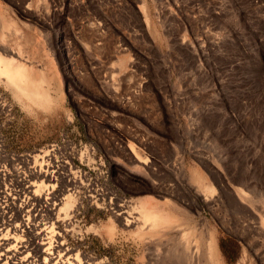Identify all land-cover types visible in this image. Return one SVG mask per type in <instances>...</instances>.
I'll return each instance as SVG.
<instances>
[{
    "label": "rangeland",
    "instance_id": "374dc122",
    "mask_svg": "<svg viewBox=\"0 0 264 264\" xmlns=\"http://www.w3.org/2000/svg\"><path fill=\"white\" fill-rule=\"evenodd\" d=\"M0 29L52 102L0 81V188L45 147L72 167L62 248L34 264H207L179 224L127 227L141 206L197 222L216 264H264V0H0Z\"/></svg>",
    "mask_w": 264,
    "mask_h": 264
},
{
    "label": "bare ground",
    "instance_id": "6f19581e",
    "mask_svg": "<svg viewBox=\"0 0 264 264\" xmlns=\"http://www.w3.org/2000/svg\"><path fill=\"white\" fill-rule=\"evenodd\" d=\"M6 32L8 33V31ZM5 37L7 36L5 35ZM0 41L2 40L0 39ZM7 49L0 45V81H5V84L13 91L15 96L23 101L26 108L39 111L50 109L52 102L50 95L43 86L42 77L35 75L23 65L14 63L12 59L5 58L3 54L8 53ZM59 91L60 89L57 90L59 93L58 100H61L62 97ZM40 153L41 156L37 154L29 155L28 158L33 159L31 165H28V167L26 165L22 166L20 168L22 170L17 173L18 178H21L18 185L22 188V191L15 193L6 186L3 189L0 188V264H9L12 261L16 263L11 264L42 262L45 259L43 255L50 256L49 251L62 248V244L54 239L56 230H62L65 223L66 227L71 225L70 218H65L64 213L73 207V197L70 194L67 197L62 196L63 192L60 195L57 191L60 182L65 179L62 169L72 168L69 159L60 156L57 145L42 148ZM201 201L206 204L212 203L211 198H203ZM136 214L138 218L132 216L131 221L125 219L124 223L127 227L130 224L132 226V224L141 222L145 225L148 223L151 230L155 231L161 230L163 225L174 226L179 224L184 230L182 231L184 233L179 237L186 240L184 245L187 250L192 252L191 247L196 246V243H205L207 264H216L214 237L208 232L205 233V237H202V234L199 233L200 225L197 222L194 223L188 217H182L181 214L172 215L170 219L163 220L154 216L155 214L148 211L144 206L139 207V212H136ZM262 225H264V220ZM6 230H13V235H6L8 234ZM35 230L49 231V237H42L40 233H35L31 240L25 238L28 233L30 234ZM2 231H6V234H2ZM107 231L109 235L114 232L112 223ZM182 241H178L180 245ZM190 244L194 245L190 246ZM185 246L182 247L184 254L187 252ZM199 248L196 246L193 255L186 253V255L190 254L192 256V261L194 260L192 263H204L199 258V253L201 254Z\"/></svg>",
    "mask_w": 264,
    "mask_h": 264
}]
</instances>
